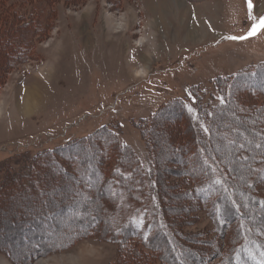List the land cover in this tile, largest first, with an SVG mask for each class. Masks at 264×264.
Wrapping results in <instances>:
<instances>
[{
  "label": "rangeland",
  "instance_id": "obj_1",
  "mask_svg": "<svg viewBox=\"0 0 264 264\" xmlns=\"http://www.w3.org/2000/svg\"><path fill=\"white\" fill-rule=\"evenodd\" d=\"M252 4L250 10L248 0L58 3L55 25L46 38L37 42L34 58L0 76V249L8 252H0V260L7 264H64L69 260L72 264H131L120 243L100 233L80 237L77 242L71 240L79 228H67V220L89 212L86 216H91L92 222H83L94 226L102 214L94 209L87 212L93 188L76 181L74 165L64 160L67 171L62 174L58 169L49 186H43L37 175H32V181L18 178L19 170H24L46 148L59 150L105 125L119 123L123 125L122 139L144 157V142L132 119L152 116L195 84L206 87L220 75L264 61V29L248 36L253 23L264 16V0H252ZM243 36L247 38L231 39ZM159 121L155 134L164 161L161 165L179 166V170L165 172V184L171 183L165 190L174 197L168 207L172 226L167 230L179 227L186 234L181 240L182 248L200 250L193 252L195 255L207 254L204 245L210 244L211 235L226 250L228 244L224 238L218 239L210 219L195 210L194 195L189 191L191 182L182 177L184 164L177 147L184 143L182 123L173 118L171 111ZM245 121L239 117L234 123L241 127ZM254 130L264 132L260 126ZM81 149L84 150L82 146ZM70 151L75 152L73 148ZM66 152L56 154L63 159ZM67 154L73 159L74 153ZM26 186L43 189L28 191L27 196L15 193V187ZM261 193L264 195V186ZM58 199L67 205H63L64 209L49 203ZM39 203L45 204L43 210L36 209L41 207ZM98 203L101 207L107 204ZM251 208L248 205L246 209ZM35 217L42 219V227L32 222ZM200 231L203 235H197ZM167 239V247L175 255L171 239ZM43 246L46 248L42 252L49 250L40 255L36 249ZM141 248L153 252L147 246ZM154 251L156 259L164 256V251ZM191 253L188 256L193 257ZM215 260L212 257L210 262ZM183 262L191 264L189 259Z\"/></svg>",
  "mask_w": 264,
  "mask_h": 264
},
{
  "label": "trees",
  "instance_id": "obj_2",
  "mask_svg": "<svg viewBox=\"0 0 264 264\" xmlns=\"http://www.w3.org/2000/svg\"><path fill=\"white\" fill-rule=\"evenodd\" d=\"M61 1L78 0H0V76L7 69L34 58L37 42L46 38L55 25L57 5ZM168 111L183 125L184 143L177 147L184 164L182 177L191 182L189 191L194 195L195 210H201L202 216L204 213L210 219L218 239L222 237L228 244L226 250L222 249L220 240L211 235L210 244L204 245L207 254L203 257L195 255L193 252L200 250L184 251L182 248L181 240L186 234L179 227L167 230L172 226L168 207L174 197L165 190L171 187V183L165 184L168 178L165 172L177 170L179 166L161 165L164 161L155 133L160 118ZM239 117L246 118L241 127L234 123ZM231 120L232 124H228ZM131 122L144 142V157L122 139L123 125L118 122L63 145L61 150H42L30 165L19 170L18 178L32 181L37 175L43 186H49L58 169H62V174L67 171L64 160L74 165L76 181L89 185L96 195L91 193L94 203L88 200L87 212L94 209L102 214L94 226L83 222L85 219L92 222L91 216H86L89 212L67 220V228H79L71 240L77 242L80 237L100 233L120 243L131 264H184L185 259L191 260V264H264V195L261 193L264 186V132L254 130L260 126L264 131V61L236 73L220 75L212 79L209 86L195 84L184 96L168 102L152 116ZM223 134H226L225 140ZM72 148L75 152L71 153ZM100 149L104 150L103 154L96 155L95 151ZM57 152L66 154L62 159L58 158ZM67 153H74L73 159L66 157ZM31 187H15L14 191L27 196L28 191L41 192L43 189ZM100 201L107 204L101 207ZM52 202L49 201L60 209L67 206L59 199ZM38 205L42 208L36 209L43 210L45 204ZM248 205L252 206L250 210L246 209ZM252 217L257 218L252 220ZM32 220L42 227V219L35 217ZM146 225L147 229L143 230ZM226 230L231 233L226 234ZM167 238L171 239L175 255L167 247ZM22 243L26 247L27 243ZM140 246H147L153 252L162 250L164 256L156 259L153 252L150 254ZM0 252L8 254L1 249ZM189 252L193 257L188 256ZM212 257L216 258L214 263L210 262Z\"/></svg>",
  "mask_w": 264,
  "mask_h": 264
},
{
  "label": "snow or ice",
  "instance_id": "obj_3",
  "mask_svg": "<svg viewBox=\"0 0 264 264\" xmlns=\"http://www.w3.org/2000/svg\"><path fill=\"white\" fill-rule=\"evenodd\" d=\"M248 7L251 10L253 7L252 0H248ZM253 20H256L255 17H252ZM261 29H264V16L260 17L258 21L253 23L251 29L248 32V36L256 35ZM247 36L243 37H231V39H246ZM264 178V176H262Z\"/></svg>",
  "mask_w": 264,
  "mask_h": 264
},
{
  "label": "bare ground",
  "instance_id": "obj_4",
  "mask_svg": "<svg viewBox=\"0 0 264 264\" xmlns=\"http://www.w3.org/2000/svg\"><path fill=\"white\" fill-rule=\"evenodd\" d=\"M31 93V92H30ZM35 95V94H34ZM48 244V243H47ZM39 246H41V245H39ZM46 246H48V245H46ZM46 246H43V248L42 249H36L37 251H39L38 253L40 254V255H44L45 254V252H42V251H45V248H46ZM68 260V259H67ZM87 260H90V259H87ZM86 260V261H87ZM13 263V262H12ZM30 263V261H28L26 264H29ZM0 264H7L4 260H0ZM64 264H72V262H70V260H69V262H65Z\"/></svg>",
  "mask_w": 264,
  "mask_h": 264
}]
</instances>
